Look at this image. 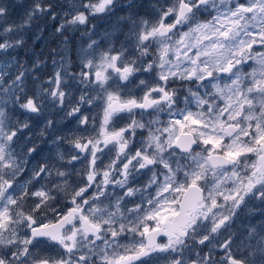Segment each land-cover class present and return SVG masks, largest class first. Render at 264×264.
<instances>
[{"label": "snow or ice", "instance_id": "6c2138e0", "mask_svg": "<svg viewBox=\"0 0 264 264\" xmlns=\"http://www.w3.org/2000/svg\"><path fill=\"white\" fill-rule=\"evenodd\" d=\"M0 264H264V0H0Z\"/></svg>", "mask_w": 264, "mask_h": 264}, {"label": "rangeland", "instance_id": "374dc122", "mask_svg": "<svg viewBox=\"0 0 264 264\" xmlns=\"http://www.w3.org/2000/svg\"><path fill=\"white\" fill-rule=\"evenodd\" d=\"M4 2L6 4H15L16 0H4ZM59 2H63V0H59ZM16 11L17 10L15 8L12 9L13 14H15ZM97 23L98 26H106V23L104 21H98ZM40 27L45 28V32L40 40H33L30 42V48L35 52L37 57L46 61L43 72L41 73V77L46 79L53 70L52 61L50 59V53L52 49H56L57 52L60 53V55H64L66 53L68 59L73 62V66L75 67L77 51L82 42V37L80 36V34L69 33L67 47L65 48L61 43V39H57L54 37L53 29L50 26H45L43 23H41ZM37 33L39 34V30H37ZM60 55L56 56L57 60L60 59Z\"/></svg>", "mask_w": 264, "mask_h": 264}]
</instances>
